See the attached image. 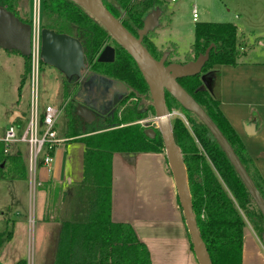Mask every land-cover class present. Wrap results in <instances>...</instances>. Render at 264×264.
Masks as SVG:
<instances>
[{"label":"trees","instance_id":"1","mask_svg":"<svg viewBox=\"0 0 264 264\" xmlns=\"http://www.w3.org/2000/svg\"><path fill=\"white\" fill-rule=\"evenodd\" d=\"M21 1L0 0V6L21 21L30 23V19L18 14ZM102 2L127 30L136 35L145 15L153 9H161L162 1ZM42 3L44 22L41 26L77 38L83 49L84 69L104 79L119 81L127 90L115 101L113 113L103 118L96 127H87L76 114V106L69 97L74 85L68 81L78 77H65L59 71L63 75L64 134L83 143L82 178L78 194L88 196L89 208L83 215L77 211L61 222L51 264H152L145 243L138 238L131 224L111 219L112 155L116 152L133 155L163 150L160 133L155 131L154 137H147L138 123V120L146 118L148 112L154 114L146 82L130 55L85 9L71 0H42ZM154 32L155 29L145 34L142 44L156 59L166 52L165 63L193 60L211 45L201 71L177 81L223 133L264 198V182L242 140L220 111L219 101L204 85V79L211 75L214 66L237 64L251 45L247 37L238 31L233 22H196L194 40L181 60L174 44L166 49L154 44ZM105 45L114 48V60L97 62L96 57ZM30 68L29 55L23 56L21 82L30 75ZM165 101L170 110L178 108L183 114V117H173L171 130L186 168L197 228L211 262L239 264L245 220L261 239L264 218L205 125L196 115L183 109L168 92H165ZM4 150L5 144L0 140V176L9 180H25L28 169L20 152ZM11 234L12 223L11 230L0 231V249ZM14 264L26 263L19 259Z\"/></svg>","mask_w":264,"mask_h":264},{"label":"rangeland","instance_id":"2","mask_svg":"<svg viewBox=\"0 0 264 264\" xmlns=\"http://www.w3.org/2000/svg\"><path fill=\"white\" fill-rule=\"evenodd\" d=\"M161 1V15L156 29L157 34L154 37V41L159 47L166 49L167 43L176 38L177 50L185 51L194 40V24L196 22L229 21L235 22L247 36L248 42L251 44L247 50L249 57L253 60L259 58L264 60V0ZM40 2L38 12L41 26L44 22V14L42 0ZM194 7L197 15L195 20L192 19ZM33 13L32 0H22L18 8L19 16L31 21ZM167 18L172 20L170 28L165 24ZM30 72V75L21 82L23 56L0 47V133L8 125L6 116L11 114V110L17 108L26 116L29 115L34 97L40 110L46 105L59 107L62 113L58 119L56 130L60 136L65 138L60 146H67L69 157H66L65 168L68 167L70 171H74L71 176L76 180L75 172L79 177L81 171L83 143L77 139L66 137L64 134L63 75L56 68L42 61L37 64L35 71L34 67L32 70L30 68ZM71 79L69 82H72ZM94 85L89 84L86 89V102L88 103H84L80 97L77 98L78 102L89 106L95 101L99 106H110L118 98V91L124 93L127 91L122 83H118L117 90L112 87L109 81L99 77H95ZM101 98L105 102H100ZM93 99L95 100L93 101ZM94 106L93 103L89 108L98 114L97 111L100 109L98 110ZM174 109L182 114L178 108ZM173 117L174 115L171 116V120ZM152 119V115L148 112L146 118L138 120V123L143 129L152 127L156 132H159L156 121H152ZM17 149L26 163L27 145L18 143L17 147L12 146L9 152L14 153ZM162 149L164 153V148ZM39 169L40 167L37 165L34 173L31 175L27 173L25 180H9L0 176V231L11 230V223H13L12 237L1 246V264H14L19 259H23L26 264H51L57 230H59L61 222L71 218L77 211L83 215L89 208L88 196H79L78 194V180L76 182L71 178L67 180L69 176L67 172H63L57 182L49 179L42 182L41 185H35L33 177L36 180L40 179ZM39 219L43 222H40Z\"/></svg>","mask_w":264,"mask_h":264},{"label":"crops","instance_id":"3","mask_svg":"<svg viewBox=\"0 0 264 264\" xmlns=\"http://www.w3.org/2000/svg\"><path fill=\"white\" fill-rule=\"evenodd\" d=\"M165 24L170 28L172 20L165 19ZM236 26L239 32L245 34L237 24ZM156 29L157 27L152 39L158 48H162L154 41ZM175 39L169 41L166 46L174 44L179 58L183 59L193 41L185 51H178V42ZM249 56L247 51L238 59L236 65L214 66L207 79L211 94L219 101L220 111L242 140L247 154L264 182V60H253ZM84 95H87V91ZM99 101L103 102L104 99ZM94 105L99 107L98 102H94ZM26 117L25 113L17 108L6 116L8 125H22ZM154 120L153 118L152 121ZM249 123L254 126L249 129L254 131L252 134L245 131V125ZM4 130L0 133V140ZM60 145L54 152L52 172L46 173L42 168L39 169L38 175L42 182L49 179L57 182L63 172H67V180H74L71 176L74 171L65 168L66 157H69L67 146ZM165 158L163 151L133 155L116 152L112 155L111 219L114 222L131 224L138 238L145 243L152 264H198ZM80 169L79 177L76 172L74 174L75 182L82 178V156ZM239 264H264L263 240L247 220L243 226Z\"/></svg>","mask_w":264,"mask_h":264},{"label":"water","instance_id":"4","mask_svg":"<svg viewBox=\"0 0 264 264\" xmlns=\"http://www.w3.org/2000/svg\"><path fill=\"white\" fill-rule=\"evenodd\" d=\"M71 1L85 9L108 31L111 37L130 55L142 74L154 107L153 117L156 120L162 138L164 154L173 177L178 204L183 214L193 254L198 264H212L205 243L199 234L192 210L186 168L180 149L176 145L172 134L171 119L169 117L171 110L167 107L165 92H168L183 109L196 115L205 125L225 153L263 218L264 198L223 133L205 110L177 81L178 78L191 76L201 71L208 58L211 45L193 60L182 63H165L166 52L156 59L142 44L143 36L158 26V20L161 15L159 8L153 9L145 15L142 26L134 35L107 9L102 0ZM30 38V23L21 21L13 13L0 6V47L15 50L22 56H28L30 54ZM39 57L43 63L53 66L65 77H81V70L85 66L82 45L77 38L65 33L53 32L45 27L40 29ZM113 60L114 48L111 45H105L96 57L97 62L104 63L112 62ZM97 77L102 78L100 76ZM106 80L111 83L114 89H117L119 81ZM204 85L210 90L207 78L204 79ZM89 106L79 102L75 108L76 114L86 122H90L95 118V113ZM253 128L254 126L251 123L245 125V131L248 134L254 132L249 130ZM143 132L150 138L155 135V130L152 127L145 128ZM261 236L264 243V232H262Z\"/></svg>","mask_w":264,"mask_h":264},{"label":"built area","instance_id":"5","mask_svg":"<svg viewBox=\"0 0 264 264\" xmlns=\"http://www.w3.org/2000/svg\"><path fill=\"white\" fill-rule=\"evenodd\" d=\"M174 2L175 0H169ZM33 16L31 18V38H30V63L31 70L34 67L36 70L37 64L40 62V17L39 7L40 0H32ZM192 19L195 20L197 15L195 7L192 9ZM31 73V72H30ZM62 113L59 107L46 105L41 110L36 105V98H33L29 115L26 117L24 124L17 125L10 123L4 130L1 141L5 144V152H9L10 148L17 147L18 143H25L27 145V169L28 173H34L37 165L46 173H51L53 170V160L55 149L64 142L65 138L60 136L56 130L57 122ZM180 116L175 109H171V116ZM154 118V117H153ZM156 121V120H155ZM18 150V149H17ZM35 185H41V179L33 177Z\"/></svg>","mask_w":264,"mask_h":264},{"label":"flooded vegetation","instance_id":"6","mask_svg":"<svg viewBox=\"0 0 264 264\" xmlns=\"http://www.w3.org/2000/svg\"><path fill=\"white\" fill-rule=\"evenodd\" d=\"M85 65V64H84ZM85 67V66H84ZM95 76L93 73H91L88 69H84L81 77H79L78 79H75V78H72V82H69L68 83L70 85H74V89L72 91V93L70 94V99L73 100V103L75 104V106L79 103L78 102V97H80L83 102L85 103L87 100H86V95L85 94V91L88 87L89 84L91 85H94V81H95ZM95 86V85H94ZM77 87V88H76ZM124 92H120L118 91L117 92V96L119 98L120 95H122ZM82 96V97H81ZM116 98V100L118 99ZM95 100V99H94ZM93 100V101H94ZM115 100V101H116ZM95 102V101H94ZM93 102V103H94ZM105 102V101H104ZM88 103V102H86ZM92 103V104H93ZM91 104V105H92ZM89 105V104H87ZM114 106H115V102L113 104H111L110 106H94L96 109H100V111H97L98 114L95 113V118L90 121V122H86L82 117H79L83 120V122L85 123V125L87 127H96L100 122L103 121V118L105 117H108L111 113H113L114 111ZM104 107V108H103Z\"/></svg>","mask_w":264,"mask_h":264}]
</instances>
